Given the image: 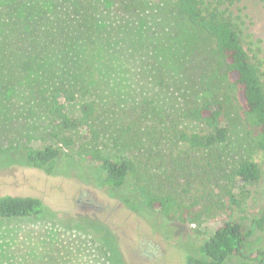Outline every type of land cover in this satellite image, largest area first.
<instances>
[{
	"label": "rangeland",
	"instance_id": "374dc122",
	"mask_svg": "<svg viewBox=\"0 0 264 264\" xmlns=\"http://www.w3.org/2000/svg\"><path fill=\"white\" fill-rule=\"evenodd\" d=\"M174 6L173 0H0V38L8 42L11 36L14 52H22L17 34L25 36L22 44H62L69 35L76 38L58 55L48 48L42 56L39 46L30 47L35 50L31 55L16 53L27 70L11 71V79L18 81L13 92L6 93L0 83V151L53 143L39 95L47 97L42 90L62 74L55 68L65 66L73 71L67 82L79 87V78L91 87L101 150L116 157L137 156L142 163L138 171L149 170L166 189L191 183L192 195L204 191L199 223H165L140 203L118 197L119 190L107 188L95 165L89 166L96 180L84 183L22 165L20 149L8 152L0 156V197L38 198L47 217L0 220V264H186V254L199 255V244L230 217L250 234L243 257L225 264H261L254 257L264 256V178L250 187L252 193L240 206L231 205L224 192L239 163L261 166L264 154L246 136L237 92L210 38L177 15ZM233 8L260 49L264 71V0H239ZM36 84L44 86L39 95ZM205 99L226 101L228 128L224 144L196 156L206 167L210 164L206 173L190 176L165 171L164 165L153 173L146 159L167 157L163 143L155 146L153 134L144 136L132 153L113 147L111 138L129 121L142 120L160 134L184 106ZM77 103L67 107L68 113L76 114ZM73 137L77 146L93 145L85 143L84 130ZM72 153L81 157L77 150ZM255 220H263L262 226Z\"/></svg>",
	"mask_w": 264,
	"mask_h": 264
},
{
	"label": "trees",
	"instance_id": "16d2710c",
	"mask_svg": "<svg viewBox=\"0 0 264 264\" xmlns=\"http://www.w3.org/2000/svg\"><path fill=\"white\" fill-rule=\"evenodd\" d=\"M173 2L177 15L184 17L210 38L215 52L224 62L228 83L237 92L246 136L264 154L263 63L258 45L247 36L244 22L233 8L239 0H173ZM23 37L25 36L17 34L14 38L21 51L31 55L35 50L30 51V47L39 46L42 56L50 51L48 48L53 49L52 52L58 55L71 47L73 44L69 43L76 40L69 35L62 44H22ZM10 42L11 36L8 42L0 38V83L4 84L2 88L6 93L15 91L18 85L17 79H11V71L14 68L27 70V66L19 64L18 54L22 52H14ZM63 62L60 61L56 65ZM50 63V66L54 65L52 61ZM55 69L57 73L62 74L53 81L51 79L47 83L48 86L43 89L42 84L35 85L38 95L41 89L47 95L45 98L41 94L39 96L44 101L42 104L44 103L49 118L48 137L53 143L41 148L9 146L0 151V156L20 149L22 165L38 170L46 169L53 176L74 177L84 183L96 180L97 175H93L89 166L95 165V172L98 171V175L103 178V184L109 189L120 191L118 197L127 196L128 202L140 203L151 213L159 215L165 223L182 226L199 223L204 215L199 207L204 191L192 195L189 188L191 183L166 189L154 176L148 174L149 170L144 168V171H138L137 164L141 166L142 163L138 162L137 156H128L125 151L132 153L136 147L142 145L144 136L153 134L157 139L155 146L163 143L167 155L144 160L145 165H151L153 173L163 165L165 171H179L190 176L206 173L210 164L206 167L204 161L197 159L196 156L226 142L228 137L226 101L205 99L199 103L188 104L179 111L176 122L172 126L168 125L160 134L153 127L144 126L142 120L129 121L116 137L111 138L113 147L118 146L127 154L116 157L99 148L102 133L101 127L95 124L98 107L92 98L91 87L79 78L77 80L79 87L67 82L66 79H70L71 76L73 79L71 68L61 66ZM75 103L78 104L76 114L71 115L67 107ZM79 130L86 132L89 142L85 143H92V146H77L73 133ZM73 149L79 151L81 157L72 153ZM63 155L67 158H63ZM263 178L264 162L261 166L252 161L239 163L229 178V188L224 192V198L231 205L240 206L247 195L252 193L250 187L259 185ZM46 217L45 207L38 198L0 197V220ZM254 223L261 227L263 220H255ZM249 234L250 232L243 230L239 222L230 217L222 221L221 225L199 244V255L186 254V264H225L232 258L243 257ZM262 255H255L254 260L262 264L264 261Z\"/></svg>",
	"mask_w": 264,
	"mask_h": 264
}]
</instances>
